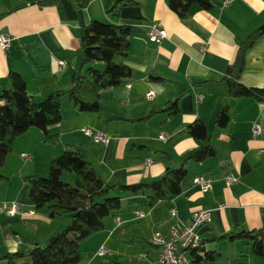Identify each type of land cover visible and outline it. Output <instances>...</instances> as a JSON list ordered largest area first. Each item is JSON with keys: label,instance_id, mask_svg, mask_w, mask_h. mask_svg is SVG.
Masks as SVG:
<instances>
[{"label": "crops", "instance_id": "crops-1", "mask_svg": "<svg viewBox=\"0 0 264 264\" xmlns=\"http://www.w3.org/2000/svg\"><path fill=\"white\" fill-rule=\"evenodd\" d=\"M117 1L88 0V6L81 8L75 0H57L45 7L25 4V0H0V36L12 38L8 50L0 47V96L9 88L11 73L24 79L37 104L53 92L71 89L81 73L82 29L92 21L110 23L106 9ZM134 1L137 6L120 12V24L134 28L129 56L117 60L132 70L130 80L102 92L97 114H81L65 99L63 121L48 129L50 135L59 136V142L45 144L43 132L31 129L0 168L4 178L0 203L17 202L21 207L16 216L0 213V264H6L1 259L8 254L46 247L72 221L71 216L49 220L35 214L24 178L47 177L51 162L72 148L109 186L151 184L206 146L188 133L197 120H203L211 132L216 157L189 162L183 192L171 202L150 207L147 196L120 194L121 211L107 220L104 231L81 244L80 264H159L160 251L151 244L153 233L168 235L171 226L187 225L203 209L212 211V222L200 229V256L203 260L207 254L218 257L203 264H264L251 241L208 242L212 237L264 228V101L231 97L224 80L236 59L237 41L264 25V0H229V4L210 0L211 12L194 7L184 20L166 0ZM154 23L167 33L160 44L150 42L144 28ZM240 83L264 90V37L249 50ZM151 91L155 96L147 100ZM176 101L179 112L173 116L165 112ZM225 107L230 122L226 128H217V115ZM256 124L262 128L257 137L253 134ZM84 128L104 132L111 143H95L83 134ZM231 176L239 182L228 186L226 179ZM198 177L212 181L210 192L204 194L194 184ZM172 211L177 213L175 218ZM103 248L107 253L100 257Z\"/></svg>", "mask_w": 264, "mask_h": 264}, {"label": "trees", "instance_id": "trees-1", "mask_svg": "<svg viewBox=\"0 0 264 264\" xmlns=\"http://www.w3.org/2000/svg\"><path fill=\"white\" fill-rule=\"evenodd\" d=\"M25 1V4L45 7L54 5L57 0ZM75 1L81 8L88 6V0ZM166 4L183 20L192 15L194 7L208 12L214 8L210 0H166ZM135 6L137 3L134 0H119L106 9L110 23L92 21L82 29L78 50L81 73L71 89L53 92L37 104L28 94L24 79L16 73L9 75V88L0 96V102L3 103L0 104V168L6 165L18 141L31 129L43 132L45 144L56 145L59 142V136L50 135L48 129L63 121L65 99L73 103L81 114H97L100 112L102 92L130 80L132 70L117 60L128 58L129 38L134 28L120 24V12L124 7ZM10 12L12 10L8 13ZM263 37L264 25L247 39L237 41L236 59L227 68L224 79L231 97L264 101V90L247 88L240 83L247 54ZM165 112L172 116L178 113V101L170 103ZM145 120L147 118L140 121ZM229 122L228 107H225L217 115L215 125L217 128H226ZM188 133L195 141L206 143V146L188 157L181 167L168 168L160 179L151 184L109 186L78 150L68 148L51 162L47 177L32 175L24 178V181L29 186V200L35 214L49 220L71 216V224L66 230L52 237L46 247L35 246L29 253L8 254L1 260L6 264H80L81 244L104 231L107 220L121 211L120 194L147 196L150 207L179 197L188 178L187 164L202 163L216 157V150L210 143L211 132L203 120L192 123ZM67 175L74 176V186L63 181ZM3 180L0 176V182ZM221 240L251 241L255 255L264 258V228L234 232L219 238L212 237L208 242L213 244ZM201 248L202 243L199 248L189 251L192 259L190 264L214 262L218 258L207 254V259L203 260L200 256Z\"/></svg>", "mask_w": 264, "mask_h": 264}, {"label": "built area", "instance_id": "built-area-1", "mask_svg": "<svg viewBox=\"0 0 264 264\" xmlns=\"http://www.w3.org/2000/svg\"><path fill=\"white\" fill-rule=\"evenodd\" d=\"M231 1H227L229 4ZM150 42L155 44L162 43L163 40L167 38L166 31L162 28L161 24L154 23L144 27ZM12 38L8 35L0 36V47L3 50H8L11 47ZM60 67H64V63H60ZM130 88V86H129ZM155 96L153 91L149 92L146 96L147 100H152ZM83 134L91 138L95 143L102 145H108L111 143L112 138L105 134L104 132L93 129L84 128L82 130ZM253 134L255 137L262 134V128L260 125L256 124L253 129ZM164 139V137H161ZM25 157V156H24ZM150 163V162H148ZM195 185L201 187L204 194L210 192L212 189V181L204 177H198L193 180ZM239 182V178L231 176L226 179L228 186L234 185ZM20 204L17 202L12 203H0V213H4L8 216H16L20 213ZM33 215V213H30ZM137 215L142 218L144 213L138 212ZM177 216L176 211L171 212V218ZM119 222V219L117 220ZM212 222V211L203 209L195 212L190 222L187 225L178 227L171 226L169 228L168 235H165L161 231H155L151 238V244L158 248L160 251L159 261L161 264H190L191 260L189 257V251L197 249L201 246L202 239L200 237V229L210 225ZM18 240H20L18 238ZM107 253L106 249H101L98 256L103 257ZM145 256L141 255L138 259L142 260Z\"/></svg>", "mask_w": 264, "mask_h": 264}, {"label": "rangeland", "instance_id": "rangeland-1", "mask_svg": "<svg viewBox=\"0 0 264 264\" xmlns=\"http://www.w3.org/2000/svg\"><path fill=\"white\" fill-rule=\"evenodd\" d=\"M100 69H103V68H100ZM74 180H75V178H74V176H64V178H63V181L64 182H66V183H68V184H70V185H72V186H74ZM3 264H5L4 262H3Z\"/></svg>", "mask_w": 264, "mask_h": 264}, {"label": "bare ground", "instance_id": "bare-ground-1", "mask_svg": "<svg viewBox=\"0 0 264 264\" xmlns=\"http://www.w3.org/2000/svg\"><path fill=\"white\" fill-rule=\"evenodd\" d=\"M191 260V259H190ZM160 264V263H159Z\"/></svg>", "mask_w": 264, "mask_h": 264}]
</instances>
